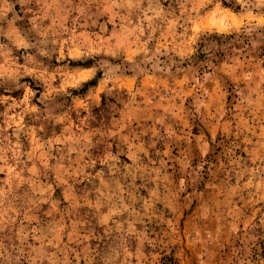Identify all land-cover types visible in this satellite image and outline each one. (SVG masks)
Here are the masks:
<instances>
[{"label":"clouds","instance_id":"9594fccd","mask_svg":"<svg viewBox=\"0 0 264 264\" xmlns=\"http://www.w3.org/2000/svg\"><path fill=\"white\" fill-rule=\"evenodd\" d=\"M0 264H264V0H0Z\"/></svg>","mask_w":264,"mask_h":264}]
</instances>
